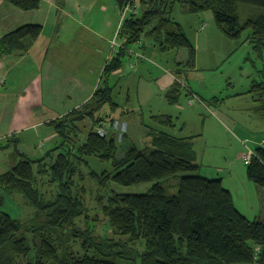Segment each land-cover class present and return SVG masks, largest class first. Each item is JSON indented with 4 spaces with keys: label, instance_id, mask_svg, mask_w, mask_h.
Instances as JSON below:
<instances>
[{
    "label": "trees",
    "instance_id": "1",
    "mask_svg": "<svg viewBox=\"0 0 264 264\" xmlns=\"http://www.w3.org/2000/svg\"><path fill=\"white\" fill-rule=\"evenodd\" d=\"M24 11L40 8L42 0H4ZM140 13L125 17L119 35L125 44L146 34L163 51L186 47L188 60L178 66L196 65L197 48L181 24L170 14L177 4L188 13L211 10L216 23L230 38L253 43L264 56V13L242 20V4L264 8V0H139ZM124 11L131 0H115ZM43 32V25L27 23L0 37V58L29 51ZM119 56L105 67L106 82L99 85L82 106L52 121L58 144L38 159L17 150L20 159L0 174V264H264V217L251 219L236 206L232 191L220 177L201 173L192 140L166 131H152V146H130L117 155L119 137L102 133L103 121L116 120L120 104L115 100L109 77L123 64ZM177 74H180L181 68ZM178 81L169 97L177 101ZM264 113V81L254 83ZM107 105L110 110L101 116ZM87 117L99 123L84 137L80 125ZM163 121L174 125L172 116ZM114 130V129H113ZM17 138V137H16ZM16 142L18 138L15 139ZM96 156L111 162L112 169L90 175L101 189L151 184L144 192H111L107 201L99 196L102 210L114 233L125 241L96 233L99 218L91 217L84 195L83 165ZM251 181L264 187V146L258 147L247 164ZM183 173L180 189L168 194L164 180ZM43 177H48L44 180ZM43 184L53 185L48 195ZM6 195H20L34 209L30 221L14 217L4 208ZM87 223L83 228L81 220ZM80 241L83 253L74 252L69 240ZM141 245L128 248V244ZM130 247V246H129Z\"/></svg>",
    "mask_w": 264,
    "mask_h": 264
},
{
    "label": "rangeland",
    "instance_id": "2",
    "mask_svg": "<svg viewBox=\"0 0 264 264\" xmlns=\"http://www.w3.org/2000/svg\"><path fill=\"white\" fill-rule=\"evenodd\" d=\"M9 6L17 10V13L10 14L12 18L17 19L19 15L28 16L32 17V21L44 24L41 34L44 38V49H50L49 54H55L52 61L55 63L57 77L65 78L62 91L64 92L67 83L73 92L70 93L73 98L69 103L71 98H57V94H49L45 88L44 102L37 104L32 110H26V113L24 109L26 116L21 114L20 119L14 118L17 96L24 93L28 77L40 70L31 60L11 63V60L19 58L14 55L3 61L11 68L10 72L5 67L0 69V174L20 159L17 150L32 159H38L54 148L60 139L52 123L55 115L59 112V116H63L70 112L64 103L72 104L71 111L78 108L74 105L80 97L92 95L99 85H104L106 65L112 63L124 50L122 66L109 77L110 84L114 86V98L120 104L114 116L127 109H132L135 113L126 114L131 128L127 125V133L118 140L117 155L122 157L131 145L140 148L152 146L146 135L147 125L180 136L185 121L188 122L185 131L191 128L199 131L201 125L206 122V135L197 143L198 159L203 163V167L195 174L215 169L223 170L220 172L224 175L223 183L232 188L238 206L248 213L247 215L255 216L250 209L252 191L249 190L250 184L255 182L248 176V161L245 156L259 145L255 144V141L264 137V114L255 109L260 102L256 101L257 95L255 97L253 92H249L253 79L264 78V56L254 49L250 40H245L246 34L241 39L230 38L216 23L211 10L199 14L188 13L182 4H177L171 16L182 23L184 31L197 48L196 68L178 75V58L187 57L188 48L163 51L159 44L146 34L142 35L140 41L125 44V38L119 35V22L122 16L126 17L132 12L121 11L117 8L115 0H56L55 3L42 0L40 8L33 12L21 10L11 4ZM3 10L4 8L0 9V19ZM141 11L140 7L139 13ZM261 13H264L262 7L242 4L240 8L242 20ZM203 25L205 28H202ZM68 73L70 74L66 75ZM166 75H175V81L182 84L177 101H171L167 91L157 82L160 76ZM66 76L73 79L68 82ZM79 76L82 78L80 81L76 79ZM45 84L49 89L56 81L46 80ZM214 96L222 100L211 104L210 100ZM191 101L193 104H190ZM109 110L110 106L107 105L100 115H106ZM160 113L172 114L176 118L177 127L161 125L152 119L153 114ZM215 120L225 130L221 126L218 127ZM36 123L38 124L35 125ZM96 123L91 117L80 123L84 137L93 126L99 127V123ZM108 123L111 128V121ZM88 161L89 166H82L85 177L79 184L85 188L84 195L91 217L99 218L96 221V233L124 242L125 238L116 235L109 226L99 196L104 195V201H107L108 195L114 190L144 192L151 184L101 189L90 172L94 169L101 173L112 169V164L103 162L96 156L89 157ZM230 170L234 172L233 177L227 175ZM182 175L183 173H180L164 180L168 194L178 193ZM43 179L48 180V177ZM43 189L49 196L56 190L53 185L48 184H43ZM4 208L14 217L25 221H30L34 216V209L20 195H6ZM80 224L87 228L84 219ZM68 244L74 252L83 253L80 241L71 238ZM132 247L143 248L141 245L129 243L128 248Z\"/></svg>",
    "mask_w": 264,
    "mask_h": 264
},
{
    "label": "crops",
    "instance_id": "3",
    "mask_svg": "<svg viewBox=\"0 0 264 264\" xmlns=\"http://www.w3.org/2000/svg\"><path fill=\"white\" fill-rule=\"evenodd\" d=\"M46 1H48L49 3H55L56 2V0H46ZM116 6H117V4H116ZM2 8H4V10L2 12V19H0V37L3 36L4 34L10 32V31L16 29L17 27H19L21 25H24V24H27V23H39L41 25H44L40 21H35V20L32 21V17L30 18L28 16H20L19 15L17 17V19L12 18L10 16V14L11 13H13V14L17 13L16 12L17 10H13L14 8L9 6V4L6 3L4 0H0V9H2ZM117 8H119V7L117 6ZM24 13H31V12H24ZM171 14H170V16H171ZM124 19H125V17L122 16L121 21L119 22L120 28H121V26L123 24ZM175 21L179 22L181 24V26H182V23L180 21H178V20H175ZM44 47H45L44 46V38H43L42 35H40V37L31 46V48L29 49L28 52H26L25 54H22V55L14 54V56H17L19 58L17 60H11V63L12 62H16V63L19 62L20 63L21 61L31 60L32 63H34L36 65V68H38L40 70V71L35 72L33 75L28 77V81H27V83L25 84V87H24V93L22 95H18L17 96V103H16L15 109H14L15 111L13 112L14 118L20 119L21 114H24V116H26V114H25L26 110H32V108H34L37 104H40L42 101L44 102V98H45L44 95L46 94L45 93V88L48 90L49 94L52 93L54 96H55V94H57V98L64 96V97H67V98H71L69 100V103H71V101H72L73 95H71V94H73V92L70 90V88H68L69 86L67 85V83H66V87L64 89V92L62 91V82H63V80H65V78L58 79L57 74L55 72V63L52 61V56H55V54H52V53L49 54L50 53V49L45 51ZM9 56H11V55H7V56H4V57L0 58V69H4V67H5L8 72H10V68L11 67L10 66H6V64L3 61H5L6 58H9ZM29 56H31V59H29ZM188 57H189V55L187 57L184 56V57L178 58L177 64L180 63V62L187 61ZM183 67L184 66L177 67L176 71L181 68L180 74H182L183 72H189V71H191V70L196 68V67H192V68H186V67L183 68ZM69 74L70 73H68L66 75H69ZM174 78H175V75L160 76L158 81H157L159 86L162 89H165L167 91V96L168 97H169L170 91L174 88L175 83H176ZM66 79L69 82V81H71L73 79V77H67L66 76ZM76 79L78 81L82 80V78L80 76H79V78H76ZM46 80H48V81H56V84H54L53 86L52 85L49 86V89H48L46 87V84H45ZM259 81H264V78H262L260 80L253 79L251 87H253L254 83L259 82ZM251 90L249 92H251ZM92 95H83L82 97H80L78 99V103H75L74 106L75 107L81 106L82 104L87 102L92 97ZM255 97H256V95H255ZM4 98H6V97H4ZM169 99L171 100V97H169ZM221 100H222V98H220L218 96H214L210 100V103L211 104H216V103H218V101H221ZM260 104H258L255 109H256V111L258 113L264 114L262 112V110L260 109V107H259ZM64 106L66 107V109L68 108V110L71 111L72 104L67 105V103H64ZM24 109H25V113H23ZM15 112H16L18 117L16 116ZM130 112L135 113V111L132 110V109L123 110L120 115H118V116L115 115V119L119 120V121H121L123 123H126L128 125V127L131 128L130 127L131 123L129 121V117L126 115L128 113L130 115ZM55 116L56 117L53 118V119L62 117V116H59V112ZM165 116H172V118L174 119V125H170L169 122L163 121V119H164L163 117H165ZM152 119L157 121L161 125H166V126L171 127V128H176L177 127L176 118L172 114H165V113L153 114L152 115ZM109 121H111V119L110 120L107 119V120L103 121L102 124H105L104 128L108 131V134H110V135L112 134L113 135L116 132L113 129H111L112 127L111 128L108 127V125L110 124V123H108ZM40 122H42V121H40ZM216 123H217L218 127L219 126L223 127L222 125L218 124L217 121H216ZM37 124L38 123H36L35 125H37ZM19 125L21 126V124H19ZM187 127H188V122L185 121L183 123L182 127H181L182 135H180V136L176 135V136L183 137V138H188V139L192 140V143L194 145V149L196 151L197 162L200 164V169H202L203 163L201 161H199V159H198V145H197V143L200 141V139L204 138V136L206 135L205 128H207V123L204 122L201 125V129L200 130L198 129L199 131H197V130L195 131L192 128L189 131H185ZM155 130L156 131H165V130H163L161 128L154 127V126H151V125L150 126L147 125L146 135L149 137V141H151V144H152V140H153V132L152 131H155ZM223 130H225V128ZM166 132H168V131H166ZM57 135H58V132H57ZM255 144H259V145H257L254 150L251 149L252 152H255V150L258 147L264 146V137H261L259 140L255 141ZM220 172H223V170L215 169L214 171H209V172L206 171V172H202L201 174L205 175V176H207L209 178L220 177L224 181V175L222 176ZM233 173H234L233 170H230V173H228L227 175L230 176V177L231 176L233 177ZM251 183H253V182H251ZM226 187H228L232 191L231 187H229V186H226ZM249 190L252 191V195L250 197L251 198V200H250L251 208L250 209L253 211V214L255 216L247 215L248 213H246L244 210H242L240 208V206H238V204L236 202V196L234 195V192L232 191L233 196H234L235 204L239 208V210L242 213H244L246 216H248L249 218H251V219H261V218L264 217V187H261V186L257 185L256 183L255 184L253 183V184H250Z\"/></svg>",
    "mask_w": 264,
    "mask_h": 264
},
{
    "label": "built area",
    "instance_id": "4",
    "mask_svg": "<svg viewBox=\"0 0 264 264\" xmlns=\"http://www.w3.org/2000/svg\"><path fill=\"white\" fill-rule=\"evenodd\" d=\"M141 7L140 1L139 0H131V2L126 6L124 9V12L131 11L132 13H139V8ZM202 28H205V25L202 26ZM190 104H193V101L190 102ZM113 129L115 132L118 134L119 139H121L125 134L127 133V124L120 122L119 120H115L113 123ZM102 133H107L108 131L102 127L100 129ZM254 152H249L246 154L245 158L249 161L251 160Z\"/></svg>",
    "mask_w": 264,
    "mask_h": 264
}]
</instances>
